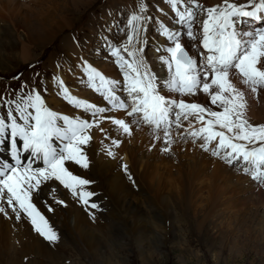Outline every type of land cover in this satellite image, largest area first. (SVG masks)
Wrapping results in <instances>:
<instances>
[{"label":"bare ground","instance_id":"obj_1","mask_svg":"<svg viewBox=\"0 0 264 264\" xmlns=\"http://www.w3.org/2000/svg\"><path fill=\"white\" fill-rule=\"evenodd\" d=\"M62 1L65 4L68 2V4L63 7L64 4L62 3L60 8ZM62 1L0 0V25L1 23L6 25L5 28L0 26V47L7 53L16 54L27 64L34 60L32 54V48L35 49L34 45L43 43L45 48L59 38L62 31L72 28V19L69 18L70 15L68 14L71 13L72 9L70 11L68 7L73 5L78 10L81 5L95 4L94 0ZM243 1L233 0L235 3H242ZM205 2L206 7H213L221 4L223 0H205ZM138 4V0H107L105 6L101 8L102 15L95 17V19L93 18L94 15L92 16L87 27L90 34H84L80 43H77L70 34L62 37L68 58L63 62V71L59 72V79L68 87L71 95L94 103L98 107L109 109L100 117L99 126L94 125L90 129L92 138L89 143L82 146L87 156L88 168H83L74 162H67L65 166L74 175L91 182L86 186V190L94 192V199H91L90 203H96L98 207L101 206V209L106 204L107 207H110V214L114 213L115 220L109 226L111 228L106 237L100 232L101 230H96L94 226L87 224L85 218L87 215L84 216L85 212L79 208L81 206L77 208L82 212L76 209V213L72 216L71 209L67 208L69 211L65 212L64 216L59 215L61 226L70 229L68 236L66 235L69 241L62 242L60 240L62 229L56 224L54 215H58V209L63 213V207H69L72 203L69 205L71 200L68 195H64L66 188L58 181L56 185L50 184L54 180L47 181L41 185L38 192L33 194V203L59 233L57 240L59 242L55 245V249L60 247L59 249L74 251L73 244L78 243L83 249H88L95 256L94 249L104 248V243L110 244V249L129 245L125 238L130 236L135 238L138 245L137 248L135 247L136 249H166L169 244L166 240L170 235L169 248L176 246L180 249H195L186 238L176 242L177 222L174 217L178 216V213H182L175 211L179 205H188L192 208V218L199 221V228L204 225L202 219L207 220L209 216L213 217L214 215L209 228L207 231L205 230L206 234L205 231L202 234L204 241L217 240L216 243L213 242V249H217L218 246L222 248L228 235L234 237V244L238 243V236L240 235H244L248 239H258L257 230H264V185L253 180L242 169L238 171L237 165L230 166L222 159L211 155L210 151H204L200 147L201 140H196L194 143L188 135L189 124L187 121L183 122V127L180 129L173 127V143L169 152L163 151L167 145L163 142L162 133L158 134L161 139H156L149 126L130 124L131 135L124 134L122 130L111 123V119H124L130 123L133 118L127 116L123 110L111 109V106L101 95L87 86V76L83 68L85 64L95 67L108 78L123 81L121 71L114 62L115 58L111 55V48L113 46L119 47L127 39V34L117 39V34L120 32L117 23L120 15L126 12L129 19L134 11L138 12ZM74 12L77 13V11ZM143 15L146 16L145 13ZM99 23L105 24L108 28L110 26L115 28L98 33L94 25ZM7 25L12 27L10 32L6 30V28L8 29ZM144 27L146 31L142 38L147 41L148 29L150 28L148 20L144 22ZM5 37L7 38L5 39ZM94 37L97 40H94ZM101 42V47H105L104 53H100L96 49ZM167 43L162 37H156V40L151 41V45H155V47L151 46L146 51L145 48L149 47L147 42L143 45L145 59L153 67V71L159 75H163L165 69L163 65L155 62L157 56L163 54L161 51H156V48H162ZM94 49L97 50L95 57ZM53 80L48 81L49 92ZM55 85L54 81L53 87ZM237 87L245 91L247 101L245 116L248 121L253 125H264V89L260 90L258 95H254L238 82ZM118 94L122 98H126L123 93ZM49 95L48 101L51 104L56 101L57 110L60 114L70 117L80 116L88 120L93 119L89 113L74 108L61 95H55L58 100L51 93ZM180 98L186 102H197L211 106L209 97L203 92H198L196 96ZM214 110L219 109L214 108ZM199 127L200 125L193 121V129ZM101 129L104 131L102 132ZM181 136L184 138L181 139ZM113 139L118 141L119 146L112 144ZM214 146L215 142L212 147ZM109 151L115 155H109ZM124 162L127 163L125 164L127 165V172L122 165ZM140 196L143 197V204L138 200ZM58 200L62 203H57ZM0 206L4 208V211L0 212V240L1 237H15L25 243V246L22 244L24 246L23 258L31 254L33 248L34 255L38 256L37 259L42 257L45 260L40 262L46 264L48 261V263L60 264L58 260L63 258H60L59 252L57 250L56 252L50 243L40 238L41 235L34 230L32 225H29L25 220L20 222L17 219V212L13 211L11 207H4L2 204ZM83 207L85 206L83 205ZM49 208L52 210L50 211ZM85 208L83 209L85 210ZM152 213L154 214L152 215ZM215 214L219 215L215 217ZM111 216L109 217L111 218ZM20 218H22L21 215ZM95 218L98 217L95 216ZM255 220L257 221L256 226L249 225L250 221L255 222ZM124 223L129 226L128 231H126L127 229L120 230L125 226ZM213 229H216V232L211 235ZM71 232L74 233L73 236H70ZM168 234L169 236H167ZM262 241L264 243V239ZM67 243H71L72 246L67 245ZM2 244L3 242L0 241V245ZM196 247L202 249L200 244ZM10 253L7 252L8 255ZM138 254L143 257L145 252L140 251ZM47 256L49 257L45 259ZM28 259L30 260V258ZM30 261L38 263L32 258ZM17 263V258H13L12 263L10 261V264ZM19 264L21 263L19 262Z\"/></svg>","mask_w":264,"mask_h":264},{"label":"snow or ice","instance_id":"obj_2","mask_svg":"<svg viewBox=\"0 0 264 264\" xmlns=\"http://www.w3.org/2000/svg\"><path fill=\"white\" fill-rule=\"evenodd\" d=\"M165 2L175 13L174 23L179 28L159 24L158 30L168 42L157 49L163 53L158 59L164 74L153 71L144 56V22L150 18L143 15L147 7L140 0L138 12L134 11L127 21L126 41L111 48L123 81L108 78L85 64L87 86L101 95L111 109L123 110L133 118L130 123L111 119L124 134L131 135L130 124L149 126L156 139H161L158 134L162 133L167 145L163 151L169 152L173 127L180 129L187 121L188 135L194 143L201 140L204 151L230 166L237 165L238 171L242 169L264 185V125L248 121L245 91L237 87L238 82L254 95L264 89V0H247L244 4L223 0L213 7H205L199 0ZM199 15L205 16L203 21L197 20ZM195 23L201 24L196 32ZM184 35L190 41H200L190 45L199 54V63L181 43ZM54 79L60 90L58 95L74 108L89 113L92 120L49 109L36 90L15 102L6 100V117L0 116V150L6 146L14 161H0V203L12 207L17 219L23 212L34 230L50 243H55L58 235L33 203V194L43 183L55 180L81 203L89 205L94 193L86 186L91 182L74 175L65 165L74 162L88 168L82 146L89 143L90 129L98 127L100 117L109 110L71 95L62 80ZM198 92L209 97L211 106L180 98L196 96ZM193 121L200 125L198 129H193ZM112 144L119 146L115 139ZM108 154L115 155L110 151ZM33 161L42 166L34 167ZM123 167L127 172V165ZM90 207L98 205L93 202ZM3 211L0 206V212Z\"/></svg>","mask_w":264,"mask_h":264},{"label":"rangeland","instance_id":"obj_3","mask_svg":"<svg viewBox=\"0 0 264 264\" xmlns=\"http://www.w3.org/2000/svg\"><path fill=\"white\" fill-rule=\"evenodd\" d=\"M106 1L107 0H94V3H95L94 5L92 3H90L92 5L88 4V6L84 4V6L81 5L80 8L78 7V10H76V7H74L73 5L68 7V9H70V11L72 9L71 13L70 12L68 13L70 15L69 18L72 19V28L67 29L64 32L62 31L60 34V37L57 38L52 44L46 46L45 48H44L43 43L38 44L37 46L34 45L33 47L35 49L32 48V50H33L32 54H33L34 60L30 61L27 64H25L24 61H22L21 58L18 57L16 54L7 53L0 47V75L8 78V77H10L8 75H12V72L14 69L19 68L20 66H26L27 69H29V68L33 69V68L38 67L42 71V74H46L48 77H50V75L52 74L51 71L54 68H56V66L64 59V57H65L64 60H66L68 58V53L65 50L62 37L67 35V34H75V33H78L81 37H83L84 34H88V33L90 34V31L87 29L88 24H90L89 22L91 21L93 15H94L93 18L95 19V17H99L102 14V11L100 10V8L105 6ZM152 1H155V0H150V2H152ZM246 2H247V0H244L242 3H237V4H244ZM62 3H63V1L60 3V8H61ZM123 3H125V2H123ZM155 3L158 6L160 5V3H158V2H155ZM63 4H64L63 7H65L68 4V2H67V4H65V3H63ZM74 11H77V13H75ZM30 16H31V14H30ZM0 26L2 28H5L6 25H2V23H1ZM7 27H8V29L6 28V30H8L10 32L11 31L10 29H12V27L9 25H7ZM94 27L98 31V33L109 31L110 29L115 28L113 26H110L108 28V26L106 27L105 24L102 25V23L94 25ZM6 38L7 37H5V39ZM94 40H97V39L94 37ZM101 45H102V42L97 46L96 49H98L100 51V53H104L105 47H101ZM95 46L96 45L94 44V47ZM145 50L147 51V47L145 48ZM94 54H95L94 55V57H95L97 55V50L94 51ZM56 58H57V61L55 62ZM40 61H41V63H40ZM39 63H40V65H39ZM58 78H59V76H58ZM54 81H55V79L53 80V82ZM43 82H45V84H47V86H48V80L47 79ZM53 82L51 83L52 84L51 90H53V88L56 86L55 85L53 87ZM22 89H24V90L26 89L28 91H31L30 88L25 87V86H23ZM51 90L49 93H51ZM56 94H58V91ZM49 97H50V95H49ZM52 103H54L56 105V108H57L58 104H56V101H54ZM123 161H125V160H123ZM125 164H127V163L124 162L122 165L124 166ZM95 182L98 183V181H95ZM66 190L64 192V195L69 196L71 202H69L68 204L70 205L72 203L70 205L71 207L70 206L69 207L68 206L63 207V213L60 209H58L59 210V212H57L58 215H56V214L54 215V218L56 220V224L58 225V227L60 229H62V237L60 238V240L62 242L69 241V238L67 236L69 234L68 230H70V229H69V227L61 226V220L59 218V215L64 216L66 214L65 212L69 211L70 209H71L70 210L71 216L76 213V209L79 211H81V210L84 211L85 212V214L83 212L84 216L87 215V216H85V218L87 219L86 220L87 224L89 223L88 224L89 226H94V229H96V230H101L100 232H102L104 234V236L107 237V235L109 234L108 230L111 228L109 226L115 220V216L113 215L114 213L110 214V210H109L110 207H107L105 204V206L102 207V209L100 207L85 208V207L91 205L90 201H89V205H85V204L80 202L78 197H74L70 190H68V189H66ZM73 197L75 198V200ZM141 197L142 196H140L138 200L141 204H143V197L142 198ZM91 199H94V195L90 198V200ZM130 200L132 201V198ZM128 201H129V199H128ZM83 205L85 207H83ZM72 206L74 207V209H72L73 208ZM79 206H81V207H79ZM77 207H79L81 210ZM67 208H69V210ZM83 208H85V210ZM74 210H75V212H73ZM191 210H192V208L188 205H185V206L179 205L178 208H176V210H175L176 212H178V211L182 212L181 214L178 213V216L174 217L175 221L177 222V225H176L177 229L175 231L176 232V242L182 241L186 238V240H188L190 243H192V245H193V247H195V249L194 248L180 249L179 247H176V246L173 248H169V244L171 241V238H170L171 235L166 240L167 243H169L168 247H166V249H136L138 247V245L135 242V238L130 236V237L125 238L126 243H129V245L124 246V247H120V248L114 247V248L110 249L111 245L110 244L107 245L106 243H104V245H105L104 248L94 249V253L96 256L95 257L93 255V253H91L88 249H83V247H81V245L78 243L73 244V249L75 248L74 251H71L70 249H59L60 247H57L58 249H55V247H56L55 245L59 241L58 242L56 241L55 244H53V243H50L49 241L45 240L42 236L40 238H42L45 242L50 243L52 245V248L55 249V251L57 250L59 252L60 258H63V259L58 260V262L60 264H93V263L94 264H107L106 262H108L109 264H264V243L262 241L264 239V230L261 231V229H258L260 232L257 230V235L259 236L258 239H248L246 236L240 235V236H238L239 241L236 244L233 243L234 237L228 235L226 237V240L224 241L225 243L223 242L224 245L222 248L221 247L219 248V246H218L217 249H213L212 247H213L214 243H216L217 240L216 241L215 240L204 241L202 239V234L204 233L205 230L207 231V229L209 228V225L211 224L210 222H212L214 215H213V217L209 216L207 220L205 219L206 221L204 219H202L203 221L202 220L201 221L204 222L203 223L204 225L202 226V228L201 227L199 228L198 227L199 221H196L194 218H192L193 217V215H192L193 210L192 211ZM152 212H154V211H152ZM106 213H108V214H106ZM161 213H162V210H161ZM53 214H54V209H53ZM98 214L99 215L101 214V215L99 216ZM153 214L154 213H152V215ZM110 215H112L111 218L109 217ZM217 215H219V214H215V217ZM95 216L98 218H95ZM101 218L104 221L103 223H102V220H100ZM108 219H109V221H108ZM99 222H100V224H99ZM108 223H110V224H108ZM59 224H60V226H59ZM124 224H125V226L120 228V230L124 231L127 229L126 231H128L129 226H127V223H124ZM250 224H252L253 226H256L257 221L256 220H255V222L250 221L249 225ZM107 225H108V227H106ZM168 226H169V223H168ZM52 227L56 231V227L54 225H52ZM206 231H205V234H206ZM215 232H216V229H213L210 234L214 235ZM64 233H65V235H64ZM57 235L59 238V233H57ZM71 235L73 236L74 233L71 232L70 236ZM167 236H169V234ZM11 238H12V240H10ZM9 240H10V242H9ZM0 241L3 242V244L0 245V253H1L0 264H6V263L10 264V261H11V263L13 262V258H17V260H18L17 264H19V262L21 264H32V263L33 264H41V263L45 264V262H40V261H45L42 257L37 259L38 256L34 255V253H33L34 249L33 248L31 249L32 253L25 256L26 258H23L24 257V255H23L24 254V246H25V243L23 241L17 240L15 237H10V236H8L7 238L1 237ZM18 241H20V242H18ZM14 243H16V244H14ZM197 243L202 246V249L196 247V246H198ZM67 245L72 246L71 243H67ZM8 249H10V250H8ZM140 251L145 252V255H143V257L141 254H144V253L138 254V252L140 253ZM7 252H11L12 254L10 253V255H8ZM14 253H15V255H14ZM148 254H150V255H148ZM48 257L49 256L45 257V259ZM28 258H30V260L32 258V259L36 260L38 263H36L35 261H30ZM64 259L66 261H63ZM28 261H29V263H27ZM46 264H55V263L54 262L48 263V261H47Z\"/></svg>","mask_w":264,"mask_h":264}]
</instances>
